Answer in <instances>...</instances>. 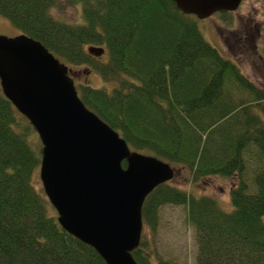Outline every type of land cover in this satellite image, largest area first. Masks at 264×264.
<instances>
[{
    "label": "trees",
    "instance_id": "16d2710c",
    "mask_svg": "<svg viewBox=\"0 0 264 264\" xmlns=\"http://www.w3.org/2000/svg\"><path fill=\"white\" fill-rule=\"evenodd\" d=\"M68 1L80 6L83 22L58 18L61 0H0V15L70 69L84 66L107 82L120 79L112 94L87 83L76 87L131 150L188 169L193 183L211 176L236 181L231 212L214 197L162 184L145 200L144 227L156 231L162 207L183 205L196 230V264H264V120L256 112L264 114V88L224 58L198 19L172 0ZM89 47L104 48L109 60ZM122 74L140 84L121 82ZM17 113L0 82V264H106L62 228L44 189L36 187L41 157L12 128L19 125ZM253 151L263 164L251 193L245 174ZM149 245L142 236L133 252L138 264H177L154 261Z\"/></svg>",
    "mask_w": 264,
    "mask_h": 264
},
{
    "label": "water",
    "instance_id": "95a60500",
    "mask_svg": "<svg viewBox=\"0 0 264 264\" xmlns=\"http://www.w3.org/2000/svg\"><path fill=\"white\" fill-rule=\"evenodd\" d=\"M172 1L183 13L205 20L236 11L243 0ZM88 51L105 54L98 47ZM0 80L5 97L41 139L40 180L59 224L106 264H138L133 252L142 241L143 205L157 187L176 178V168L131 150L87 108L71 69L40 41L0 35Z\"/></svg>",
    "mask_w": 264,
    "mask_h": 264
},
{
    "label": "rangeland",
    "instance_id": "374dc122",
    "mask_svg": "<svg viewBox=\"0 0 264 264\" xmlns=\"http://www.w3.org/2000/svg\"><path fill=\"white\" fill-rule=\"evenodd\" d=\"M61 2V8L55 12L58 18H63L72 24L83 22L80 6L68 0H61ZM198 26L204 38L224 58L236 63L245 76L259 87L264 88V59L262 57V53H264V0H243L240 7L229 14L216 13L205 20L198 19ZM21 34V29L17 28L9 19L0 15V35L16 37ZM109 57V53L106 52L100 59L108 61ZM84 68V66L71 67V77L76 85L87 83L93 88L106 90L109 94H112L114 89L120 86V79L107 82L97 72L88 74V71ZM121 79V82L128 81L133 84H140L136 77L129 74H122ZM242 97L245 98L244 95ZM256 112L264 120L261 109H257ZM16 117L19 125H12V128L18 134L25 135L27 143L35 156L42 158V142L38 133L32 126H29V129L26 130L29 121L21 113L18 112ZM142 154L147 155L148 153L142 152ZM247 159L248 165L245 175L251 185L253 184L251 188L248 182L249 191L254 193L256 191L254 176L256 170L261 168L263 159L259 160L255 151L248 153ZM175 168L177 176L170 182L173 186L184 189L195 197H214L224 211H232L230 193L231 188L236 183L235 180L211 176L193 183L188 169L182 166H175ZM37 176L38 181L35 180L34 183L40 190L43 186L39 173ZM252 189L255 190L252 192ZM143 238L148 245L150 244L154 261L162 259L177 264H196L198 254L196 230L189 223L187 208L183 205L162 207L158 229L154 231L150 227H144Z\"/></svg>",
    "mask_w": 264,
    "mask_h": 264
},
{
    "label": "bare ground",
    "instance_id": "6f19581e",
    "mask_svg": "<svg viewBox=\"0 0 264 264\" xmlns=\"http://www.w3.org/2000/svg\"><path fill=\"white\" fill-rule=\"evenodd\" d=\"M262 55H264V53H262Z\"/></svg>",
    "mask_w": 264,
    "mask_h": 264
}]
</instances>
